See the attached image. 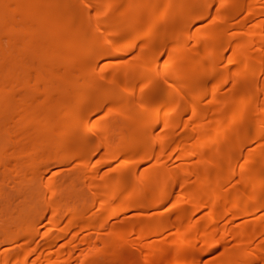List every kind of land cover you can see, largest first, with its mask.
I'll list each match as a JSON object with an SVG mask.
<instances>
[{"label":"bare ground","instance_id":"obj_1","mask_svg":"<svg viewBox=\"0 0 264 264\" xmlns=\"http://www.w3.org/2000/svg\"><path fill=\"white\" fill-rule=\"evenodd\" d=\"M0 264H264V0H0Z\"/></svg>","mask_w":264,"mask_h":264},{"label":"rangeland","instance_id":"obj_2","mask_svg":"<svg viewBox=\"0 0 264 264\" xmlns=\"http://www.w3.org/2000/svg\"><path fill=\"white\" fill-rule=\"evenodd\" d=\"M6 189H7V188H6V186H5V190H6ZM8 189H9V188H8ZM8 189H7V190H8ZM7 190H6V191H7Z\"/></svg>","mask_w":264,"mask_h":264}]
</instances>
